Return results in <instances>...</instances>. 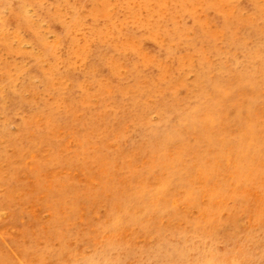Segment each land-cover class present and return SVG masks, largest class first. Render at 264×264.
<instances>
[{
  "label": "rangeland",
  "instance_id": "1",
  "mask_svg": "<svg viewBox=\"0 0 264 264\" xmlns=\"http://www.w3.org/2000/svg\"><path fill=\"white\" fill-rule=\"evenodd\" d=\"M0 264H264V0H0Z\"/></svg>",
  "mask_w": 264,
  "mask_h": 264
},
{
  "label": "bare ground",
  "instance_id": "2",
  "mask_svg": "<svg viewBox=\"0 0 264 264\" xmlns=\"http://www.w3.org/2000/svg\"><path fill=\"white\" fill-rule=\"evenodd\" d=\"M170 249H171V248H170ZM164 250H165V249H164ZM174 250H175V249H174ZM174 250H173V251H174ZM159 252H160V251H159ZM171 252H172V251H171ZM137 253H138V252H137ZM142 253H143V251H142ZM157 253H158V252H157ZM164 253H165V252H164ZM164 253H162V254H164ZM143 254H145V252H144ZM154 254H155V253H154ZM164 255H165V254H164ZM137 256H138V255H137ZM151 256H152V255H151ZM158 256H159V255H158ZM158 256H156V257H158ZM165 256H166V255H165ZM171 256H172V253H171L170 257H171ZM150 258H151V257H150ZM153 258L155 259V257H153ZM153 258H151V260H152ZM107 259H108V258H107ZM107 259H106V260H107ZM140 259H141V257H140ZM158 259H159V258H158ZM181 260H182V259H181ZM155 262H156V261H155ZM155 262H154V263H155Z\"/></svg>",
  "mask_w": 264,
  "mask_h": 264
}]
</instances>
